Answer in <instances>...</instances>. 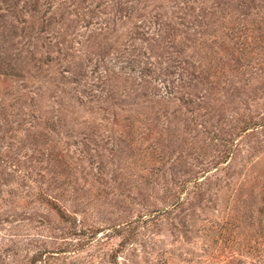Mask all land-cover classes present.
I'll return each mask as SVG.
<instances>
[{
    "label": "rangeland",
    "instance_id": "rangeland-1",
    "mask_svg": "<svg viewBox=\"0 0 264 264\" xmlns=\"http://www.w3.org/2000/svg\"><path fill=\"white\" fill-rule=\"evenodd\" d=\"M0 264H264V0H0Z\"/></svg>",
    "mask_w": 264,
    "mask_h": 264
}]
</instances>
